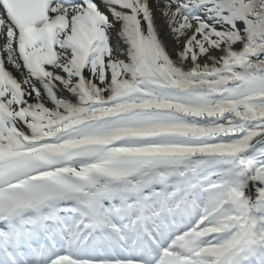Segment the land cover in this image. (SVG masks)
I'll return each instance as SVG.
<instances>
[{"label": "snow or ice", "instance_id": "snow-or-ice-1", "mask_svg": "<svg viewBox=\"0 0 264 264\" xmlns=\"http://www.w3.org/2000/svg\"><path fill=\"white\" fill-rule=\"evenodd\" d=\"M0 264H264V0H0Z\"/></svg>", "mask_w": 264, "mask_h": 264}, {"label": "bare ground", "instance_id": "bare-ground-1", "mask_svg": "<svg viewBox=\"0 0 264 264\" xmlns=\"http://www.w3.org/2000/svg\"><path fill=\"white\" fill-rule=\"evenodd\" d=\"M164 38H165V40H168L169 39V37L166 34L164 35Z\"/></svg>", "mask_w": 264, "mask_h": 264}]
</instances>
